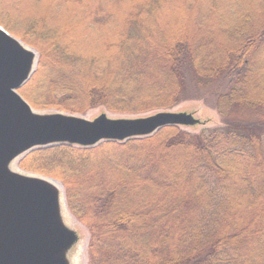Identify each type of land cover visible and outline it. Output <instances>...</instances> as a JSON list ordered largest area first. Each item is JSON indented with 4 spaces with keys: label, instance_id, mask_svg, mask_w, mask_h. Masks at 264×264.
Segmentation results:
<instances>
[{
    "label": "trees",
    "instance_id": "obj_1",
    "mask_svg": "<svg viewBox=\"0 0 264 264\" xmlns=\"http://www.w3.org/2000/svg\"><path fill=\"white\" fill-rule=\"evenodd\" d=\"M0 26L37 52L35 110L220 118L19 159L63 187L87 264H264V0H0Z\"/></svg>",
    "mask_w": 264,
    "mask_h": 264
},
{
    "label": "water",
    "instance_id": "obj_2",
    "mask_svg": "<svg viewBox=\"0 0 264 264\" xmlns=\"http://www.w3.org/2000/svg\"><path fill=\"white\" fill-rule=\"evenodd\" d=\"M36 63L37 53L0 26V264H69L68 254L78 242L63 221L58 184L11 170L14 161L53 145L87 148L148 137L166 126L200 124L191 113L173 111L117 119L101 113L92 120L38 112L18 92Z\"/></svg>",
    "mask_w": 264,
    "mask_h": 264
},
{
    "label": "rangeland",
    "instance_id": "obj_3",
    "mask_svg": "<svg viewBox=\"0 0 264 264\" xmlns=\"http://www.w3.org/2000/svg\"><path fill=\"white\" fill-rule=\"evenodd\" d=\"M18 40H20V39H18ZM36 111H38V110H36ZM168 111L191 113V114H193V116L195 118L199 119L200 124L197 125V126H195V128L194 127L186 128V130H190V131L191 130L198 131L201 128H203L204 126H206V127L220 126V122H221L219 116L217 115V113L215 111V108L212 107V104L209 103V105H207V104H204L201 101H185V102H182L178 106H176L173 109L168 110ZM38 112H54V111H38ZM157 112H159V111H157ZM101 113H106L107 116L109 118H111V119H117V118H133V117L135 118V117H145V116H147V115H142V116H126V115L110 114V113H107L106 111H103L101 108H97V109H93V110L88 111L82 117L85 118V119H87V120H92V119H94L95 117H97ZM154 113H156V112H154ZM154 113H151V114H154ZM65 114H67V113H65ZM151 114H148V115H151ZM76 116H80V115H76ZM19 159H17L16 161H14L15 163L13 162L14 163V167L17 170H19L21 172H24V171H22L18 167V161H19ZM11 170H13V167H11ZM24 173H26V172H24ZM27 174H29V173H27ZM32 175H34V174H32ZM47 179H50V178H47ZM50 180L56 182L59 185L60 189H61L60 191L63 192V194H64L63 187L61 186V184L59 182L53 180V179H50ZM64 201H65V197H64ZM64 201H63V206L65 207V209L67 211L66 204L64 205ZM67 213H68L69 217L72 219L73 224L70 223V222L67 223L66 222L67 220L65 221L64 218H66V217H65L64 211L62 209L63 221L66 224V226H68L70 229L74 230L77 233V235H78V242L70 250V252L68 254L69 264H87L86 246H87V241H88V233H87L86 229L80 223H78L69 214L68 211H67Z\"/></svg>",
    "mask_w": 264,
    "mask_h": 264
},
{
    "label": "bare ground",
    "instance_id": "obj_4",
    "mask_svg": "<svg viewBox=\"0 0 264 264\" xmlns=\"http://www.w3.org/2000/svg\"><path fill=\"white\" fill-rule=\"evenodd\" d=\"M15 163V162H14ZM14 163H12V165H11V167H13V171H15V172H20L21 173V171H19V170H17L15 167H14ZM58 187H59V185H58ZM60 188V187H59ZM61 190V189H60ZM62 209H63V211H64V214H65V217L66 218H64L65 219V221L67 222V223H72L73 224V221H72V219L69 217V215H68V213H67V211H66V209H65V207L63 206V202H62Z\"/></svg>",
    "mask_w": 264,
    "mask_h": 264
}]
</instances>
